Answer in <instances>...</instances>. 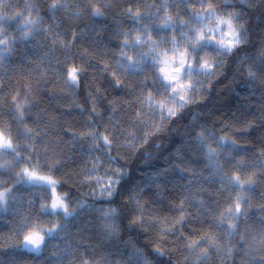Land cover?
<instances>
[{"label":"snow or ice","instance_id":"1","mask_svg":"<svg viewBox=\"0 0 264 264\" xmlns=\"http://www.w3.org/2000/svg\"><path fill=\"white\" fill-rule=\"evenodd\" d=\"M172 6L169 0L147 6L156 9L150 13L153 18L164 13L161 22L155 26L141 23L144 13L138 7L135 12L131 6L122 12L134 27L117 33L123 39L118 44V52L113 54L115 64H105L103 71L112 68V78L106 79L108 87L114 92L118 91L121 97L130 99L108 100L104 113H97L93 106L82 124L85 130L80 133L63 131L62 135L68 139L61 140L53 139L61 133L52 128L55 120L45 121L38 98L49 84L60 81H63L66 89L74 92L80 87L81 77L87 75V69L95 65L85 59V52H79L82 68H70L65 79L60 66L68 58H75L76 54L72 50L76 46L77 33L73 32L71 42L57 40L60 26L42 27L44 20L36 3L26 0L21 10L13 11L14 8H20L19 4L0 0V65L8 53L15 51L17 43L25 45V55L21 59H27V46L41 32L44 33L45 43L51 34L52 50L58 44L65 55L63 61H53L47 54L41 57L40 66L30 69L27 73L28 82L20 86L23 92L17 91L12 95L11 106L6 114L11 123L16 125L15 135L12 134L11 124L7 128L0 126V158L8 157L0 163V173L7 170L9 175L8 180H0V212L21 216L15 206L25 201V193L31 197L27 200L28 212L15 224L13 235L19 243L9 249L12 264L24 261L25 253H35L34 259H39L50 240L61 242L52 245L55 252L41 264H65V261L68 264H120V261L110 257L123 256L117 244L123 239L122 233L131 232L137 224H144L149 202L160 209L166 207L160 188L165 186L170 172L180 179H184L186 172H191L197 182L219 183L217 194L227 192V199L232 201L225 211L216 216L219 203L213 205L210 200L197 199L189 191L193 186L191 177L181 192H169L171 200L180 198V216L177 220L180 228L165 230L164 235H173L176 243L183 244L184 251L188 253L185 264L193 255L195 259L191 264H206L213 252L221 259L233 257L238 248L248 257L247 264H264V217L254 222L256 226L253 229L248 224L250 213L246 208L249 199L245 192L255 186L254 179L249 177L244 181L239 175H229L225 170L233 155L241 149L234 139L218 135L215 125L209 127L206 122L201 123L200 117L191 112L193 106L200 105L198 97L206 91L210 92L213 79L224 75L231 58L235 57L231 62L240 66L239 71L242 72L247 63L249 83L257 78L261 82L262 107L259 120L261 126H264V30L260 36L258 56L253 58L248 55L249 46H254L252 26H264V0H177L175 7L180 9L182 6L183 15L177 11L175 17L169 14ZM111 7L112 4L86 3L77 5V11H71V6L62 0H52L47 5V11L55 14L59 9H68V14L76 20L87 15L93 21L91 28L94 29L98 27L95 21L102 19ZM25 12L28 13L27 18ZM50 19H55V16ZM21 20L23 22L16 23L15 29L20 33L19 36L9 35L5 26ZM89 30L90 26L84 25L79 29V36L85 37ZM168 30L173 33L170 38L161 34ZM99 31H104L103 26H99ZM154 33L156 38H153ZM34 47H42L41 42L37 40ZM92 47L98 48L99 41H93ZM20 71L22 73L23 68ZM37 73L38 77L33 80L32 77ZM205 81L208 82L207 88ZM3 88V81H0V91ZM21 94L24 96L23 102L20 101ZM32 108L37 109L33 119L35 128L26 124V120L33 118L27 112ZM83 112L81 108V115ZM0 114H5L2 107ZM190 115L193 119L189 122L187 117ZM181 121L184 122L183 135L176 142V162L151 174L141 169V178L133 183L131 164L141 155L147 159L149 153L146 149L152 141L165 133L174 135L173 126ZM102 122L107 125L103 133L99 131ZM127 127L134 131H127ZM250 129L251 125L242 130L241 134ZM81 140L91 143L87 148L88 159L84 161L83 169L77 172L74 170L77 160L67 154L66 146ZM213 142L216 147L211 146ZM114 145L117 155H113ZM84 155L81 151L80 159ZM198 155L203 156L206 162L205 168L210 173L208 177L198 174L195 167H190L197 162ZM257 162L264 173V160L258 158ZM235 167L240 169L242 162L236 161ZM101 170L103 177L97 176L94 179V174ZM45 171L48 174H43ZM57 176L61 179H57ZM65 185L67 189L64 194L58 195L57 189ZM85 187L87 192L82 191ZM49 189L50 205L47 203ZM200 191H205L203 184ZM144 196L148 199L141 203V197ZM261 199H264V195ZM37 203L38 216L55 218L50 221L51 227L32 229L31 212ZM186 204L190 207L198 206L196 215L192 217L193 224L197 221L201 226L208 224L209 231L197 239L188 238L195 229H185V224L189 222L185 212ZM129 207L133 219L125 223ZM260 211L264 212V206ZM181 230L187 231L188 237ZM73 235L79 240L74 243L63 242ZM238 235L239 240H235ZM93 240L97 244L93 245ZM98 249L102 251L98 253ZM154 251L160 257L164 256L162 248L157 247ZM124 264H151V261L141 248L131 244ZM158 264H170V261L161 259Z\"/></svg>","mask_w":264,"mask_h":264},{"label":"trees","instance_id":"2","mask_svg":"<svg viewBox=\"0 0 264 264\" xmlns=\"http://www.w3.org/2000/svg\"><path fill=\"white\" fill-rule=\"evenodd\" d=\"M21 1L19 4L20 8H14L13 11H19L23 8V4L26 0H15ZM108 4H112L113 7L109 8L102 19L95 21L98 26L91 28L93 21H91L87 15L81 17L80 20H76L75 17L70 16L68 9H59L55 14L47 11V5L51 4L52 0H31L39 6L40 15L43 16L44 23L42 27L47 28L49 25H59L58 32L59 36L57 40H65L71 42L73 40V32L77 33L76 46L73 48V53L76 54L75 58H68L65 63L60 66V70L63 73L65 79H67L68 70L72 67L82 68V62L79 59V52H85L86 60H90L94 68L87 69V75L81 77L80 87L75 90H68L65 88L63 81L59 83H52L48 85V88L44 89V94L38 98L40 108L43 110L45 121L55 120L56 123L52 125L54 131L60 132L59 137H53V139L67 140L68 137L62 135L63 131L80 133L85 129L82 128L84 120L88 118L89 111L96 107L97 113H104L108 106V100H115L121 98L122 100H129V97H121L118 91L114 92L108 87L106 79H111L112 68L109 67L107 72H104V65H114L115 60L113 54L118 52V44L123 39L122 36L117 33L120 31L119 27L124 26L125 23L133 25L132 21L122 15L129 6L132 7L133 12L136 11L137 7L141 12L144 13V19L154 21L151 19V15L145 10L150 4L146 0H108ZM67 5L71 6V11H77V5L79 4H96L98 0H62ZM103 10V9H102ZM183 13V7L179 9ZM26 13V12H25ZM55 16V19L50 17ZM25 16V14H24ZM253 18H255L253 14ZM23 20L17 21L6 25L9 35L19 36V32L15 31L16 23H22ZM89 25L90 30L87 31L85 37L79 36V29L83 28L84 25ZM159 24V23H158ZM71 25V27H69ZM157 24H153L155 26ZM99 26H103L104 31H99ZM264 30V26L254 24L252 26L254 46H249L248 55L255 58L259 54L260 50V36ZM39 40L42 47H34L35 42ZM93 41H99V47H92ZM102 53H107L106 55ZM49 55L55 61L56 59L65 60V55L57 44L52 50L51 45V34H49V40L45 43L44 33L41 32L37 37L34 38L33 43L27 46V59H21L25 55V45L17 43L16 49L13 52L7 54L3 64L0 65V81H3L4 88L0 91V107H2L5 114H0V126L8 127L11 124L12 134L15 135L16 125L11 123L10 117L6 114L11 106L12 95L17 91L23 92L20 87L22 84L28 82L29 77L27 75L30 69H35L40 66V59L44 55ZM235 57L231 58L227 65V71L224 75L213 79L212 87L210 92H204L198 99L200 100L199 107H192L191 112L197 114L200 117V122H206L209 127L215 125L218 135H226L231 139H234L239 145L241 151L236 152L233 155L232 161L227 165L226 171L229 175L233 173L240 176V179L252 177L255 182V186L249 191L247 198L249 203L247 205V211L250 213L248 217V224L253 226L255 229L256 221H259L264 217V212L260 211V208L264 206V199L261 196L264 195V173L261 172L259 167V160H264V126H261L259 117L261 116L262 107V95H261V82L259 78L255 81L248 82V65L244 66L243 71H239V65L231 62L234 61ZM46 63V61H45ZM259 62L257 61V64ZM23 68L21 73L20 69ZM42 70V69H41ZM7 73V74H5ZM38 73L32 77L36 79ZM141 79L143 76L140 77ZM247 84V86H245ZM208 82L205 81V88H207ZM98 90V91H97ZM55 95H52V93ZM131 99H135L132 97ZM20 101H24V96L21 94ZM116 106V105H114ZM83 109V115L80 113V109ZM37 109L32 108L27 110L28 114L33 118L26 120V124L29 127L35 128L36 125L33 123L34 114ZM235 117V119H234ZM193 116H188L187 121H191ZM183 121L173 126L175 134L165 133L156 139H154L150 146L146 149L149 153L147 159L141 155L135 163L131 164L132 169V182L136 183L141 178V169L145 173L151 174L154 171L160 170L164 167H170L171 164L175 163V148L176 142L181 139L183 135ZM224 125H228L227 128ZM251 125V129L248 126ZM59 126H63L61 129ZM106 123H101L99 131L104 132ZM127 131H134L131 127L126 128ZM200 129H197L199 131ZM91 141H78L75 144H68L67 154L72 155L77 160V167L74 169L79 172L84 167V161L88 159L87 148ZM159 145V147H157ZM64 146V145H62ZM83 151L85 153L83 159H80L79 154ZM95 155V154H94ZM113 155H117V149L114 145ZM189 155H191L189 153ZM167 158V160H166ZM8 157L0 158V163ZM223 161V158H221ZM196 163L190 167H195L198 174H202L204 177L209 176V170L205 168V161L203 156L198 155L196 157ZM236 161L242 162V167L237 169L235 167ZM121 163H124L121 160ZM90 167V162L88 164ZM183 166V165H182ZM18 170V169H16ZM43 174H48L46 171ZM98 174V173H97ZM97 177L94 174L93 178ZM193 180V186L189 189L190 192L194 193L197 197L210 200V203L215 205L219 203L220 207L216 211L215 215L219 216L220 212L225 211L227 206L232 201L227 199V192L217 194V189L220 187L219 183H204L203 181L197 182V178L191 175V172L184 174V179H180L179 176L169 173L165 186L160 188V193L164 198L166 207L160 209L159 206L153 205L151 202L148 204V208L144 214V224H137L131 232H123V239L118 241L117 244L123 256H113L110 259L120 261V264H124L126 261L128 252L130 251L131 244L142 249L147 259L151 261V264H158L161 259L164 261H170V264H185V257L188 253L184 251L183 244L176 243V237L173 235H164L165 230H170L172 227L177 229L180 228L177 220L180 216L179 205L180 198L171 200L169 192H181L183 186L187 183L189 178ZM9 175L7 170L0 173V180H8ZM57 179L61 177L57 176ZM246 180V181H247ZM71 183V182H69ZM201 184L205 189L204 192L200 191ZM155 188V186H152ZM67 189V185L62 188H58L61 195ZM75 192V189H73ZM83 192H87L88 189L85 187L82 189ZM85 198V197H82ZM31 199L30 196L25 193V201L15 207L21 213V216H13L0 212V264L7 261L8 264H12V257L9 254V249L15 244L19 243V240L13 235L15 224H18L24 214L28 212L27 200ZM50 193L48 190L49 204ZM121 199H126L121 198ZM148 197H141V203L147 200ZM234 199V197H233ZM197 207H190L185 205V212L188 214V223L185 224V229H195L191 237H188V232L184 231V235L190 239H197L204 232L209 231L208 224L205 223L203 226L197 221L193 224L192 217L196 215ZM39 203L36 204L35 209L31 212L30 225L33 230L38 228L51 227L50 221H54L55 218L51 216H38ZM133 219L131 207L128 209V219L125 223L130 222ZM243 219V218H242ZM74 229L72 232L74 233ZM214 231V229L212 230ZM63 235V234H61ZM22 240V236L20 237ZM239 240V235L234 238ZM79 240L74 235L64 243H74ZM61 241L48 242V246L44 249L43 254L39 259H34L35 253H25V260L18 261L17 264H41L45 258L52 256L55 249L52 247L53 244ZM81 243H89L88 241H80ZM130 242V243H129ZM93 245L97 244L96 240L91 241ZM159 247L164 251V256L160 257L155 253V249ZM203 247V245L201 246ZM102 249H98V253ZM83 252V249H81ZM98 258V256L96 257ZM195 259V256L189 257L188 264ZM245 259L244 252L237 249L233 257L221 259L212 253L210 259L206 264H242ZM65 264H68L65 261Z\"/></svg>","mask_w":264,"mask_h":264},{"label":"rangeland","instance_id":"3","mask_svg":"<svg viewBox=\"0 0 264 264\" xmlns=\"http://www.w3.org/2000/svg\"><path fill=\"white\" fill-rule=\"evenodd\" d=\"M146 1H149V2H150V4H148V5H152V4H157V5H158V4L163 3V0H146ZM4 2H5V3L10 2V3H12L13 5H16V4H20V3H21V1H15V0H4ZM98 3H100V4H108L109 1H108V0H98ZM169 3H170L171 5H173V6L171 7V9H170L169 14L175 17L176 14H177V11H179V9H177V7H175V5H176V3H177V0H169ZM23 6H24V4H23ZM181 7H182V6H181ZM196 8H197V10H199V5H198V4L196 5ZM145 10H147V12H148L149 14L152 13V12H155V11H156L155 8H151V9H149L148 7H146ZM181 14L183 15V13H181ZM33 15H35V13H33ZM163 15H164V13L161 12L159 16H156V17H154V18L151 17V19H154L153 22L150 21V20L143 19V21H142L141 23H142V24H148V25H152V26H153V24H158V23L161 22V19H162ZM27 16H28V13L26 12V13H25V18H27ZM185 18H186V15H185ZM22 22H23V21H22ZM133 27H134V25H131V24H129V23L127 22V23H125V25H124L123 27L120 26L119 29H120V31H126V30H128V29H130V28H133ZM161 34H163V35H167V36L170 38V37L172 36L173 33L171 32V30H168L166 33H161ZM15 35H16V34H15ZM153 38H156L155 33L153 34ZM211 146H212V147H216V145H215L214 142L211 144ZM105 168H107V165H105ZM96 175H97V176H100V177H103V170H101L98 174L96 173ZM104 180H105V182H106V178H104ZM241 180L246 181V180H247V177H244V178H242ZM49 193H50V199H49V205H50V204H51V189H49ZM57 193H58V195H61V193L59 192L58 189H57ZM248 194H249V191L245 192V195H246V196H248ZM233 197L235 198V192H234V191H233ZM227 207H228V206H227ZM246 208H247V205H246ZM250 238H251V236H249V239H250ZM247 260H248V257L245 256V259L243 260V263H242V264H247Z\"/></svg>","mask_w":264,"mask_h":264}]
</instances>
